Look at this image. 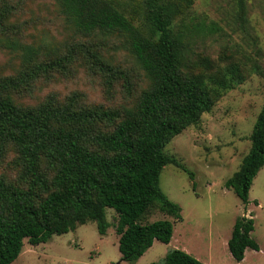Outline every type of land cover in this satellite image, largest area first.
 <instances>
[{"label": "trees", "instance_id": "16d2710c", "mask_svg": "<svg viewBox=\"0 0 264 264\" xmlns=\"http://www.w3.org/2000/svg\"><path fill=\"white\" fill-rule=\"evenodd\" d=\"M192 3L142 0L139 23L114 0H56L66 21L87 40L51 47L15 36L12 7H0V47L20 59L14 73L0 74V155L9 148L15 152L14 174L0 173V264L15 260L25 239L36 245L88 222L104 235L111 226L106 208L117 215L113 226L122 260L136 261L155 239L169 243L174 222L182 220L181 207L163 193L159 175L167 163L186 169L164 147L209 111L216 95L208 79L213 62L193 47L220 27L182 17ZM110 35L122 40L146 80L129 102L90 103L79 91L63 98L49 92L34 104L16 99L32 94L40 80L54 81L72 70L79 53L92 69L119 74L127 83L99 50L89 49ZM124 87L129 90V84ZM249 139L248 152L225 182L243 203L264 166V104ZM153 211L172 219L143 221ZM253 228L251 215L235 218L227 246L236 261L246 248L259 250ZM163 264L203 263L172 249Z\"/></svg>", "mask_w": 264, "mask_h": 264}, {"label": "rangeland", "instance_id": "374dc122", "mask_svg": "<svg viewBox=\"0 0 264 264\" xmlns=\"http://www.w3.org/2000/svg\"><path fill=\"white\" fill-rule=\"evenodd\" d=\"M114 1L142 22V0ZM3 4L12 7L9 23L13 34L25 42L51 47L87 40L66 21L56 0H0V7ZM182 17L204 18L217 23L220 29L198 38L193 47L213 62L208 78L214 82L213 105L164 147L186 169L167 163L159 175L163 193L181 207L182 220L174 222L172 240L164 243L155 239L136 261L122 260L113 226L117 215L112 208H106L111 226L104 235L99 234L95 223L88 222L36 245L25 239L21 253L9 264H163L168 251L184 248L199 261L210 264L206 249L211 246L220 256L217 264H238L228 248L225 253L223 241L246 207L254 220L251 236L262 249L251 255L254 260L247 264H264V166L253 178L249 204L225 184L249 150V135L264 104V0H193ZM96 44L99 48L89 49L99 50L105 61L126 75L127 83L119 74L107 75L92 69L79 53L72 70L58 74L54 81L40 80L32 94L16 99L34 104L49 92L63 98L79 91L90 103L129 102L146 82L142 71L119 37L106 36ZM19 63L16 52L0 47V74L14 73ZM124 84H129V90ZM14 156L10 148L0 155V173L14 174ZM145 216L143 221L149 222L172 219L159 211Z\"/></svg>", "mask_w": 264, "mask_h": 264}, {"label": "crops", "instance_id": "0c3cea01", "mask_svg": "<svg viewBox=\"0 0 264 264\" xmlns=\"http://www.w3.org/2000/svg\"><path fill=\"white\" fill-rule=\"evenodd\" d=\"M250 202V201H249ZM249 204V203H248ZM249 211H250V213H249ZM252 211L250 210V208H248V207H246V210L244 211V215H246V216H252ZM230 235H231V232H230ZM230 235L227 237V238H225L224 239V243H223V246H224V249H225V253H227L226 251V249L228 248V246H227V241H228V239H229V237H230ZM172 236H173V233H172ZM171 240H172V237H171ZM170 240V241H171ZM169 241V242H170ZM260 250H262L261 249V247L259 246V250H254V249H251V248H246L245 249V252H244V257H243V259L241 260V261H237V263L238 264H247L248 263V261H252L253 262V257H251V255L252 256H255V253H258ZM184 251L185 252H190L189 251V249H185L184 248ZM228 251H229V249H228ZM206 252H207V254H208V257H209V262H210V264H214V262L217 264L218 262H217V260L219 261V259H220V256H219V254L217 253V250L216 249H212V246L211 247H208L207 249H206ZM230 253V252H229ZM230 255H231V253H230ZM232 256V255H231ZM233 258V257H232ZM234 259V258H233ZM203 264H208L207 262H203V261H201Z\"/></svg>", "mask_w": 264, "mask_h": 264}]
</instances>
